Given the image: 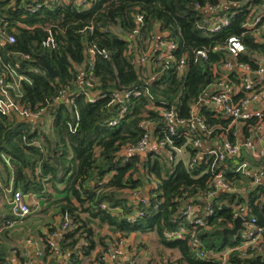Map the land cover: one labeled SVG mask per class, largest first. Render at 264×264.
<instances>
[{"label": "trees", "instance_id": "1", "mask_svg": "<svg viewBox=\"0 0 264 264\" xmlns=\"http://www.w3.org/2000/svg\"><path fill=\"white\" fill-rule=\"evenodd\" d=\"M242 1L87 0L78 4L77 0H50L33 13L31 8L43 0H0V23L8 22L9 33L16 36L15 43H5L2 51L15 52L6 57L12 63L19 60V53L31 56L30 60H22L32 79L31 84L24 83L23 100L32 108L43 109L37 120L0 113V198L12 181L13 191L30 192L44 197L49 205L53 203L61 224L66 218L70 220L56 245L65 256L63 264H76L95 250V225L110 231L111 243L131 234H154L160 247L177 254L173 261L168 256L163 264H219L199 258L187 239L167 238L166 232L182 220L184 204L203 207V197L211 189L213 172L209 167L213 156H203L199 168L193 169L188 168L190 158L207 143L213 145L224 137L231 142L256 138L251 130L255 118L240 125L238 136H234L233 129L226 132L229 119L207 102L213 93L223 91L224 83L238 86L245 76L237 67L224 68L229 58L225 43L230 36L238 37L245 47L236 63L246 65L251 72L260 65L264 68V40L258 41L246 27L253 20L247 7L257 0L240 4ZM225 3L237 4L223 7ZM206 6L216 7V11H209ZM136 13L143 16L141 28L135 23ZM217 16H226L228 23L212 32L208 25ZM49 28L55 36V48L43 44ZM152 35L176 44L174 62L156 61L155 49L144 63L139 60V53L146 51ZM89 46H96L105 54L98 53L92 62ZM213 46L218 48L212 50ZM200 48H209L207 57L193 62V51ZM42 55L57 71L56 78L38 64ZM180 56L186 57L182 72L176 70ZM31 67H38L39 72L29 71ZM87 79L94 84L91 93H98L94 102L81 90ZM253 83L258 92L264 89L257 77ZM60 90H64L63 98L55 103L53 99ZM124 90L139 94L129 97L121 116L122 105L109 102L113 92ZM243 93L242 89L237 95L231 91L233 101H238ZM104 94L107 96L102 97ZM203 98L204 102L197 105ZM171 108L182 120L190 122L194 114L204 120L212 130L209 136L201 137L204 144L193 147L186 135L188 131L178 127L171 138L182 147L183 154H175L172 161L152 150L126 158L124 148L136 144L145 131L141 122L151 124L148 131L152 142L166 139L167 126L160 112ZM115 118L119 119L118 124L110 126ZM243 160H248L253 168L264 163V158H252L244 148L237 156L217 163L225 178L237 187L234 192H219L211 200L213 214L198 231L204 246L217 252L237 241V234L223 232L233 223L236 209H245L249 217L264 223V178L261 184L251 186L249 177L231 172ZM151 177L158 188L151 190L147 204L131 198L134 193L143 194ZM100 179L107 181L102 185L95 182ZM242 187L245 191L240 190ZM102 203H107L108 208L102 209ZM134 213H138L135 221H128ZM55 230L51 228V232ZM105 238L100 237V242ZM107 249L104 241L93 264H104L101 257ZM55 252L44 242V261ZM261 259L264 260V249L251 260L236 251L229 255L230 264H256ZM5 262L0 251V264Z\"/></svg>", "mask_w": 264, "mask_h": 264}, {"label": "built area", "instance_id": "2", "mask_svg": "<svg viewBox=\"0 0 264 264\" xmlns=\"http://www.w3.org/2000/svg\"><path fill=\"white\" fill-rule=\"evenodd\" d=\"M50 1V0H49ZM48 0H43V2L36 3L32 8L31 12L35 13L43 5L49 4ZM52 1V0H51ZM54 2H59L60 0H53ZM87 0H77L78 4H83ZM196 8L199 6L196 4ZM209 11H216V7L206 6ZM137 28L144 26L143 16L140 13H136L134 17ZM228 23V18L226 16H217L213 18L208 25V29L212 32L220 30V28ZM90 30L94 29V26L89 27ZM9 23L4 20L0 23V113L8 117H17L26 120H37L43 113L42 108H32L30 104L23 100L25 96L24 83H32L30 75L26 72L22 65V60H30L31 56L29 54L19 53V60L13 61V63L6 59V57H11L15 52L9 51L6 54L2 51V47L5 43H15L16 36L14 33H9ZM48 36L44 40L43 44L48 47L55 48L56 40L54 33L49 28ZM151 43L147 47L146 51L139 53V60L144 63L149 56L151 50L155 49V60L159 62H174V50L176 44L170 40L164 38H159L156 35L150 37ZM129 49L131 48L128 45ZM218 46H213L212 50H216ZM225 48L229 53V58L224 64V68L230 69L237 67L245 72L240 88L244 91L242 97L238 101H233L231 91L232 88L228 83L223 84V91L213 93L207 102L216 106L222 114L229 119V123L226 127V132L233 129L232 134L238 136V130L240 125L246 124V122L252 118L256 119V123L251 126L253 134L256 138L252 141L250 139H245L243 141L231 142L227 137H224L218 142L213 143V145L207 143L204 149H200L188 162V168H199L202 163V157L205 155H212L213 160L211 161L209 170L213 172L211 189L203 197V207H198L195 204H188L183 206L180 213V218L182 219L173 230L166 232L167 238H182L187 239L188 242L193 246L197 255L201 259L216 260L219 264H230L229 255L236 251L242 258L250 259L253 255L261 253L264 249V223L259 224L255 217H249L245 209H236L233 213V220L235 217H241V224L244 226V230H238L237 241L234 246L228 247L224 251H214L211 248L204 246V243L198 237V231L205 227L206 218L213 214V208L211 200L219 192H234L237 187L230 183L229 180L225 178V173L223 170L217 167L218 162H224L227 158H233L237 156L241 149L248 151L250 156L254 159L264 158V107H251L253 102L256 103L259 98V92L254 89V79L258 78V82L264 83V68L259 66L256 72H251L249 68L241 63H236L235 60L237 56L245 50L244 44L236 36H230L226 43ZM208 49L200 48L193 51V62H197L200 59H205L207 57ZM88 52L91 55L92 62H94L95 57L98 53L105 54L104 50H99L96 46H89ZM21 54V55H20ZM186 68V57L180 56L176 60V70L178 72L184 71ZM31 72L38 73V67H31L28 69ZM250 74L254 77L251 79ZM87 88H84V87ZM94 84L91 80L87 79L85 83L81 86V90L89 101L94 102L98 99L97 94L91 93L90 88ZM231 88V89H230ZM64 90H60L58 95L54 97V102L58 103L63 98ZM138 95L139 92L115 91L112 93L109 104H120L122 108L120 109V115L122 116L126 111L125 103L131 95ZM107 96L104 94L102 97ZM161 115L167 126L166 139L162 141L152 142L149 129L151 124L147 121L141 122L140 126L145 130L141 138L132 146L124 148L123 155L128 158L130 155H145L148 151L152 150L156 154H162L166 159L172 161L175 154L182 155V147L176 146L172 140V136L176 134L178 127H183L188 132L189 138H191L192 146L199 148L202 144V136H209L211 134V129L206 126L204 120L198 115L194 114L191 121L182 120L178 113L171 108L170 110H162ZM120 115L118 117H120ZM119 119L115 118L109 122L110 126H115L118 124ZM240 131V130H239ZM8 161V160H7ZM217 168V169H215ZM233 174L240 173L244 177H249L251 186H256L262 183L264 178V163L259 167H252L248 160H243L232 168ZM106 179L95 180L98 184L102 185L106 182ZM1 183V181H0ZM149 194L148 195H137L132 194L131 198L140 199L141 203L147 204V200L152 196L150 194L151 190H156L158 188L157 181L151 177L149 182ZM240 190L245 191L244 187ZM6 194L10 196L11 204V215L2 216L0 219V232H4L7 228L14 227L18 224L24 223L26 218L31 214V204L29 199L34 198L36 194L30 192H24L22 190L13 191V182L11 181L8 187H4V197ZM6 195V196H8ZM28 197V201L25 199ZM160 201H157L154 207L159 205ZM102 209H107V203L101 204ZM138 213L130 214L128 216V221L134 222ZM175 221V218L173 219ZM70 225V220L68 218L62 224L61 229H56L50 234L43 238V243L49 244L51 247L55 248L54 253L57 257L64 262L65 256L60 254L57 245L62 232V229L68 228ZM233 223L230 227H232ZM124 239H120L115 243L108 246V249L102 255V261L104 264H122L121 258L124 254ZM28 244H32L33 241L28 238ZM37 244V243H35ZM43 255V251L39 252ZM53 254V255H54ZM3 264H12L11 261H6ZM22 264V263H21ZM99 264V263H96ZM264 264V260H260L259 263Z\"/></svg>", "mask_w": 264, "mask_h": 264}, {"label": "crops", "instance_id": "3", "mask_svg": "<svg viewBox=\"0 0 264 264\" xmlns=\"http://www.w3.org/2000/svg\"><path fill=\"white\" fill-rule=\"evenodd\" d=\"M248 0H243L240 4H244ZM237 3H225L223 7L235 6ZM247 9L249 10V15L253 17L251 21L246 23V27L252 30V34L256 37L258 41L264 40V0L254 1L249 4ZM234 13V12H233ZM232 13V14H233ZM233 94H238L241 90L240 85H231ZM230 88V89H231ZM204 102V98L200 100L197 104ZM253 107H264V89L259 92V98L256 103L253 102ZM144 195L149 194V185L143 190ZM8 195V194H6ZM4 196L0 198V212L2 216L11 215V204L10 196ZM31 204L32 212L26 218L24 223L18 224L14 227L7 228L4 232H0V251L5 258V261H11L12 264H21L22 260L26 261V264H47V261L42 259V255L39 252L44 249L43 238L44 235L51 233V228L61 229V217L55 216L56 210L50 209V213L47 215H39V211L46 210L49 206L47 200L40 195H36L34 198L29 199ZM49 211V209L47 210ZM47 213V212H46ZM28 220L31 221V225H26ZM25 226V235L21 234L20 226ZM96 235L94 239L96 241L95 250L91 251L88 255H83L80 261L76 264H93L95 255L103 248V244L108 246L111 244L110 231L107 228L100 229L95 225ZM151 234V233H150ZM150 234H131L126 237L124 242V254L121 258L122 264H163L165 263V258L163 255L167 253V249H163L157 243L154 244V248L157 250L158 256H153L149 251L148 237ZM106 237L105 240L100 242V237ZM31 239L32 244H28L27 240ZM141 238V239H140ZM37 243V244H35ZM162 252H159L158 250ZM61 260L59 257H57ZM170 260V259H169ZM171 261V260H170ZM58 264H63L60 261Z\"/></svg>", "mask_w": 264, "mask_h": 264}, {"label": "water", "instance_id": "4", "mask_svg": "<svg viewBox=\"0 0 264 264\" xmlns=\"http://www.w3.org/2000/svg\"><path fill=\"white\" fill-rule=\"evenodd\" d=\"M38 64L43 67L47 73L50 75L51 78H56L58 75L57 71L53 68V66L45 59V56L42 55L40 60L38 61ZM254 76L250 74V78L252 79ZM28 201V197L25 198ZM244 226L241 224V217L237 216L233 220L232 227H225L223 228L224 233H228L230 235H234L238 232V230H244ZM61 260L57 258V256L54 254L52 255L47 264H58Z\"/></svg>", "mask_w": 264, "mask_h": 264}, {"label": "rangeland", "instance_id": "5", "mask_svg": "<svg viewBox=\"0 0 264 264\" xmlns=\"http://www.w3.org/2000/svg\"><path fill=\"white\" fill-rule=\"evenodd\" d=\"M53 203H50V205L48 206V207H46L47 208V210L49 209V211H47V210H42V211H39V212H37V213H39V215H41L42 217H43V213H44V215H47L48 213H50L51 211H50V209H53ZM47 212V213H46ZM26 225H31V221H29L28 220V223H26ZM26 225H24V226H20V227H23V228H20V231H21V234H23V235H25V233H26V228H25V226ZM141 239V238H140ZM148 243H149V247L151 248V250H149L151 253H152V255L153 256H155V255H157L158 256V253H157V250L154 248V244H156L157 243V239H156V237H155V235L154 234H150L149 235V237H148ZM115 243V242H114ZM112 244V243H111ZM159 252H162L160 249L158 250ZM176 255L177 254H175V253H172L171 251H167V253H165L163 256L165 257V258H167L168 256H169V259L171 260V261H173L174 259H175V257H176Z\"/></svg>", "mask_w": 264, "mask_h": 264}]
</instances>
